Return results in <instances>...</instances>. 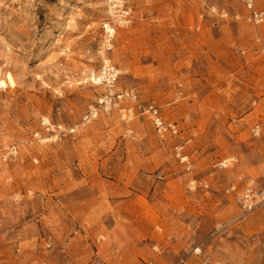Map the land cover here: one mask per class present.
I'll return each instance as SVG.
<instances>
[{
  "label": "rangeland",
  "instance_id": "rangeland-1",
  "mask_svg": "<svg viewBox=\"0 0 264 264\" xmlns=\"http://www.w3.org/2000/svg\"><path fill=\"white\" fill-rule=\"evenodd\" d=\"M122 1L127 27L110 0H0V264H264V202L236 220L226 193L264 192V24L241 0ZM107 61L192 140L187 165L148 119L84 122ZM43 120L65 131L37 141Z\"/></svg>",
  "mask_w": 264,
  "mask_h": 264
},
{
  "label": "built area",
  "instance_id": "built-area-1",
  "mask_svg": "<svg viewBox=\"0 0 264 264\" xmlns=\"http://www.w3.org/2000/svg\"><path fill=\"white\" fill-rule=\"evenodd\" d=\"M111 8H113L114 16L111 21H113L114 26L127 27L132 22V11L129 8L124 7V2L122 0H110ZM245 9L247 10V22L254 25L260 26L264 24V8L257 6V0H241ZM112 16V9H111ZM111 26V23L109 24ZM116 27H111L113 31L116 32ZM106 34L108 35V50H111V41L115 37V33H107V28L105 27ZM118 69H116L111 64L107 66L104 65L101 71V85L105 86V92L102 98L99 100L97 106L90 107L88 113L84 117L85 123H91L96 120L99 115H110L112 112H117L120 118L124 122H132L138 117H142L143 120L148 119L152 126L154 127L155 134L157 138L171 146L172 152L175 158L180 162V164L187 165L189 156L186 154V148L191 143L192 140H186L182 137V130L177 123L167 121L161 114L159 108L155 103H148L144 105L139 98V94L133 89H119L118 79L121 75L117 74ZM120 72V71H119ZM95 83V82H94ZM42 127L47 136H42L40 133L35 134L37 141L43 140V138H50L52 134L56 137L63 134L65 130L61 127L56 128L50 125L47 120L42 121ZM254 132L259 134L260 127L256 126ZM18 155V148L16 145L10 146L4 153V160L8 161L16 158ZM233 159H225L220 162L217 167L221 169H226L231 166ZM197 181L190 182L191 188L196 189ZM200 186H206L207 184L203 181L199 182ZM227 195L236 198L241 206L242 212L236 218V220L244 219L247 216L253 214L257 207L264 202V192L258 189L255 185L254 180H248L244 184V188L240 195L237 193L236 186H231L226 191ZM154 251L158 252V248L154 247ZM191 255L198 260L201 264H220L214 262L212 258L202 249L201 247H196L191 252ZM152 264V263H149Z\"/></svg>",
  "mask_w": 264,
  "mask_h": 264
},
{
  "label": "bare ground",
  "instance_id": "bare-ground-1",
  "mask_svg": "<svg viewBox=\"0 0 264 264\" xmlns=\"http://www.w3.org/2000/svg\"><path fill=\"white\" fill-rule=\"evenodd\" d=\"M114 11V10H113ZM114 13V12H113ZM108 32L107 33H111V34H113V33H115V31H113L111 28L109 29V30H107ZM107 66H109V62L107 61ZM119 72H117V74H118ZM8 84L9 85H13L15 82H14V79L11 77V76H9L8 77ZM102 79H100V81H101ZM3 88H6V85H5V83L2 81V80H0V89H3Z\"/></svg>",
  "mask_w": 264,
  "mask_h": 264
}]
</instances>
